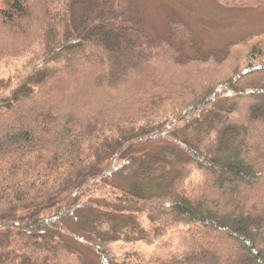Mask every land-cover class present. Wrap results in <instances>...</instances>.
I'll use <instances>...</instances> for the list:
<instances>
[{
	"label": "trees",
	"instance_id": "16d2710c",
	"mask_svg": "<svg viewBox=\"0 0 264 264\" xmlns=\"http://www.w3.org/2000/svg\"><path fill=\"white\" fill-rule=\"evenodd\" d=\"M169 24L0 0V264H84L68 238L98 264H264V32L218 56Z\"/></svg>",
	"mask_w": 264,
	"mask_h": 264
},
{
	"label": "rangeland",
	"instance_id": "374dc122",
	"mask_svg": "<svg viewBox=\"0 0 264 264\" xmlns=\"http://www.w3.org/2000/svg\"><path fill=\"white\" fill-rule=\"evenodd\" d=\"M137 4L144 25L152 36L169 29V18L176 16L198 37L193 50L224 53L227 44L245 36L264 32V6L227 7L220 0H130ZM193 42L190 43L192 45ZM188 52H195L187 47ZM143 223V222H142ZM84 257V264H98L97 258L81 238L67 239ZM24 264V262H22ZM25 264H47L26 262Z\"/></svg>",
	"mask_w": 264,
	"mask_h": 264
}]
</instances>
